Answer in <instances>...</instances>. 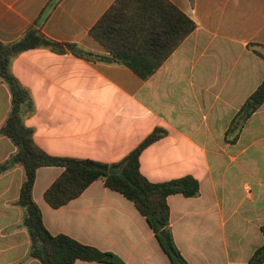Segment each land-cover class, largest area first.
Segmentation results:
<instances>
[{
  "label": "crops",
  "instance_id": "1",
  "mask_svg": "<svg viewBox=\"0 0 264 264\" xmlns=\"http://www.w3.org/2000/svg\"><path fill=\"white\" fill-rule=\"evenodd\" d=\"M166 1L195 29L147 80L125 66L66 49L16 56L10 73L33 103L23 124L49 156L108 165L163 130L140 153L139 172L152 184L183 177L198 183L197 196L166 199L179 254L186 264H250L264 244V102L247 119L236 118L264 80V0ZM114 2L0 0V42H15L35 28L63 46L108 56L89 32ZM10 110V90L0 81V165L17 151L1 133ZM62 172L37 169L32 189L52 236L110 253L120 264H171L132 202L103 181L58 209L48 206L43 194ZM25 179L21 166L0 172V264H41L28 257L31 242L18 206Z\"/></svg>",
  "mask_w": 264,
  "mask_h": 264
},
{
  "label": "trees",
  "instance_id": "2",
  "mask_svg": "<svg viewBox=\"0 0 264 264\" xmlns=\"http://www.w3.org/2000/svg\"><path fill=\"white\" fill-rule=\"evenodd\" d=\"M194 29L195 24L166 0H115L89 32L106 48L108 56L95 55L75 45L63 46L35 28L26 30L15 42H0V81L8 86L11 94V110L1 133L17 147L16 153L0 165V172L14 166L24 169L26 179L20 188L18 206L23 211L22 226L30 237L29 258L41 264H74L77 260L120 264V260L110 253L82 245L64 235L52 236L44 227L40 209L32 198L36 170L60 167L63 172L43 194L48 206L58 209L80 196L91 183L103 181L106 188L132 202L154 232L171 264H186L172 239L166 199L174 194L187 198L197 196V181L183 177L152 184L139 172L140 153L161 139L165 132L155 129L115 164L49 156L35 144L32 129L23 124L24 118L33 112V103L27 90L10 73L9 66L16 56L28 50L46 48L63 53L66 49L79 58L125 66L141 80H147ZM256 53L261 56L258 51ZM263 102L264 80L241 106L236 120L247 119ZM261 231L264 236V228ZM263 261L264 244L254 252L250 264Z\"/></svg>",
  "mask_w": 264,
  "mask_h": 264
}]
</instances>
